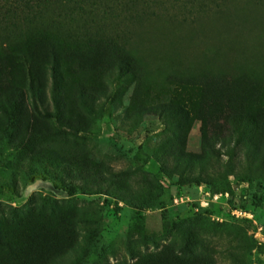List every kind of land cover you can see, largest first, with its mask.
Instances as JSON below:
<instances>
[{
	"label": "rangeland",
	"instance_id": "1",
	"mask_svg": "<svg viewBox=\"0 0 264 264\" xmlns=\"http://www.w3.org/2000/svg\"><path fill=\"white\" fill-rule=\"evenodd\" d=\"M83 1L0 31V264H264V0Z\"/></svg>",
	"mask_w": 264,
	"mask_h": 264
},
{
	"label": "trees",
	"instance_id": "2",
	"mask_svg": "<svg viewBox=\"0 0 264 264\" xmlns=\"http://www.w3.org/2000/svg\"><path fill=\"white\" fill-rule=\"evenodd\" d=\"M58 2L72 3L76 7H84L83 0H0V31L4 28H17L28 19L36 17L41 7ZM46 53L49 55V61L44 65V72L47 76L48 99H44L35 88L34 82L37 77L30 70L27 71L26 87L13 86L11 89L2 87V75L6 70L3 62L10 58V53L5 47L0 46V119L5 118L6 121H11V113H14L16 107L26 97L30 108L40 117L53 118L54 115L59 113L61 103L59 61L52 46H49ZM111 70L110 68L105 69L106 76L113 74ZM80 99L83 104L90 108L83 94L80 95ZM28 122L30 125L32 122L30 118H28ZM6 124L0 125V131L3 130Z\"/></svg>",
	"mask_w": 264,
	"mask_h": 264
}]
</instances>
